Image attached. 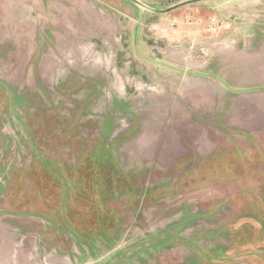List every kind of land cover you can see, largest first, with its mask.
I'll list each match as a JSON object with an SVG mask.
<instances>
[{
  "label": "rangeland",
  "instance_id": "1",
  "mask_svg": "<svg viewBox=\"0 0 264 264\" xmlns=\"http://www.w3.org/2000/svg\"><path fill=\"white\" fill-rule=\"evenodd\" d=\"M0 264H264V0H0Z\"/></svg>",
  "mask_w": 264,
  "mask_h": 264
},
{
  "label": "water",
  "instance_id": "2",
  "mask_svg": "<svg viewBox=\"0 0 264 264\" xmlns=\"http://www.w3.org/2000/svg\"><path fill=\"white\" fill-rule=\"evenodd\" d=\"M128 1L133 3L134 5H136L137 7L141 8L143 10H146L148 12H151L154 14H166V13L180 9L182 7H185V6H190V5H194V4H198V3H204V2H208V1H212V0H187V1H184V2L179 3L177 5H174V6L168 8L166 10H157V9L141 2L140 0H128Z\"/></svg>",
  "mask_w": 264,
  "mask_h": 264
}]
</instances>
